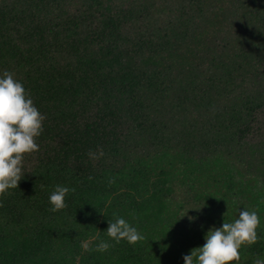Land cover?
<instances>
[{
  "label": "trees",
  "instance_id": "16d2710c",
  "mask_svg": "<svg viewBox=\"0 0 264 264\" xmlns=\"http://www.w3.org/2000/svg\"><path fill=\"white\" fill-rule=\"evenodd\" d=\"M4 71L45 120L0 197V264H185L244 210L239 264L264 259V0H0ZM116 217L144 239L116 244Z\"/></svg>",
  "mask_w": 264,
  "mask_h": 264
},
{
  "label": "clouds",
  "instance_id": "9594fccd",
  "mask_svg": "<svg viewBox=\"0 0 264 264\" xmlns=\"http://www.w3.org/2000/svg\"><path fill=\"white\" fill-rule=\"evenodd\" d=\"M44 120L45 117L34 106L23 84L14 78L13 73L4 71L0 76V197L10 194L11 189L19 188L24 175L25 156L39 151L36 138L43 132ZM88 155L93 159L99 158L92 152ZM103 155L101 149L99 156ZM114 182V179L110 181ZM70 191L75 193L76 189L57 185L49 197L52 205L49 211L55 213L66 209L65 197ZM259 224L260 219L255 210L241 211L234 222L225 221L222 228L210 230L205 238L206 243L183 257L185 264H239L240 249L257 242ZM106 232L116 244L126 240L134 246L144 239L135 227L120 217L109 222ZM112 246L101 241L96 251L103 253ZM253 264H264V259L258 257Z\"/></svg>",
  "mask_w": 264,
  "mask_h": 264
}]
</instances>
